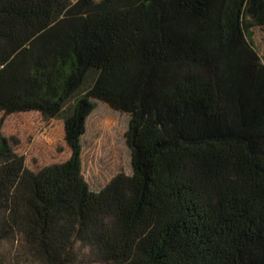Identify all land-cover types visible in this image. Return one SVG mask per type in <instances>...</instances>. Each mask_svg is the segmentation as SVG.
Masks as SVG:
<instances>
[{
  "label": "trees",
  "instance_id": "16d2710c",
  "mask_svg": "<svg viewBox=\"0 0 264 264\" xmlns=\"http://www.w3.org/2000/svg\"><path fill=\"white\" fill-rule=\"evenodd\" d=\"M256 27L264 0H0V264H264ZM95 99L133 166L98 191Z\"/></svg>",
  "mask_w": 264,
  "mask_h": 264
},
{
  "label": "rangeland",
  "instance_id": "374dc122",
  "mask_svg": "<svg viewBox=\"0 0 264 264\" xmlns=\"http://www.w3.org/2000/svg\"><path fill=\"white\" fill-rule=\"evenodd\" d=\"M252 41L260 54L264 50V27L254 28ZM96 109L89 116L87 130L83 136V173L90 187L98 191L117 174H132V151L128 145L126 133L130 116L95 99ZM28 124V123H26ZM28 126V125H26ZM64 122L53 119L41 137L53 144L64 137ZM77 264H99L80 260Z\"/></svg>",
  "mask_w": 264,
  "mask_h": 264
}]
</instances>
